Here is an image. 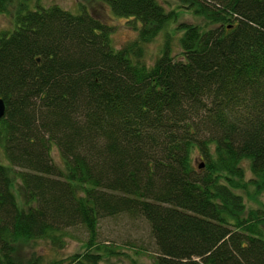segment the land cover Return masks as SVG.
Returning <instances> with one entry per match:
<instances>
[{
  "label": "trees",
  "instance_id": "obj_1",
  "mask_svg": "<svg viewBox=\"0 0 264 264\" xmlns=\"http://www.w3.org/2000/svg\"><path fill=\"white\" fill-rule=\"evenodd\" d=\"M31 1L0 0L15 4L0 29V264H139L98 239L120 214L148 222L155 264H264V205L236 191L264 187V0H182L205 22H179L177 59L166 31L151 65L144 45L176 20L157 0H98L136 31L118 49L84 6ZM79 229L81 252L16 254Z\"/></svg>",
  "mask_w": 264,
  "mask_h": 264
},
{
  "label": "rangeland",
  "instance_id": "obj_2",
  "mask_svg": "<svg viewBox=\"0 0 264 264\" xmlns=\"http://www.w3.org/2000/svg\"><path fill=\"white\" fill-rule=\"evenodd\" d=\"M36 1L45 6L57 4L71 12H78L79 7L84 6L93 16L111 26L110 38L115 49H118L133 40L136 36V31L134 30V27L129 24L128 20L113 15L109 7L101 1L32 0L30 6H34ZM157 1L162 4L166 11L171 10L172 12H175L176 20L171 21L169 26H166V29H163L154 39H152V41L144 45L142 59L147 65H151L159 56L162 45L167 38L165 37L166 31L170 33L169 43L171 53L174 58L177 59L181 57L179 38L183 32L177 28L179 22L199 25H203L205 22L202 16H197L190 9L185 8L182 0ZM14 7L15 4L13 2L6 12L0 13V29L12 27ZM51 154L55 161H60L59 153L55 146L52 147ZM192 155V161H194V164H197L200 161L199 158L195 157L194 153H192ZM1 161L7 163L5 158ZM241 166L244 170V180H247L251 177L247 161L243 160ZM13 191L17 201L22 204L23 198L21 195L19 180L13 182ZM236 191L244 197V202L247 208H255L264 205V187L257 192L254 186L249 184L244 190L237 189ZM73 232L78 234L81 238L67 237L64 240L65 244L58 249H54L47 241L39 240L32 242L23 239L18 240L15 247L16 254L19 258H25L30 255H40L43 260H49L53 258H65L76 252H81L85 249L86 245L84 242L85 235L82 234L81 229ZM98 239L105 243L117 245L120 247L118 250L124 252L122 255H119V258L112 257V260L118 259L127 263L128 260L126 258L132 256L137 259L139 264H155L153 261L155 242L151 235L148 222L141 217L135 218L127 214H120L100 219L98 225Z\"/></svg>",
  "mask_w": 264,
  "mask_h": 264
},
{
  "label": "water",
  "instance_id": "obj_3",
  "mask_svg": "<svg viewBox=\"0 0 264 264\" xmlns=\"http://www.w3.org/2000/svg\"><path fill=\"white\" fill-rule=\"evenodd\" d=\"M4 112H5V104L3 100L0 98V117L3 116Z\"/></svg>",
  "mask_w": 264,
  "mask_h": 264
}]
</instances>
